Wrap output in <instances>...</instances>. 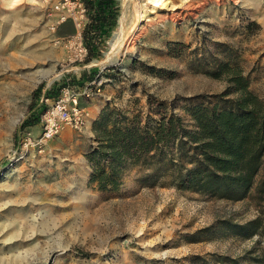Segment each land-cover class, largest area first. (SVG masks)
<instances>
[{"label":"rangeland","instance_id":"rangeland-1","mask_svg":"<svg viewBox=\"0 0 264 264\" xmlns=\"http://www.w3.org/2000/svg\"><path fill=\"white\" fill-rule=\"evenodd\" d=\"M150 1L114 0L105 46L83 66L84 15L51 27L45 1L0 0V264H264V156L236 200L175 185L190 166L179 138L145 163L124 160L113 188L89 181L92 122L103 108L107 128L133 121L150 129L169 115L191 128L186 109L225 90L211 76L224 62L264 100V0ZM119 35L124 45L101 66ZM37 85L43 110L51 86L55 97L65 86L91 87L78 99L84 124L32 145L39 118L19 125ZM107 160L97 162L105 168Z\"/></svg>","mask_w":264,"mask_h":264},{"label":"trees","instance_id":"trees-1","mask_svg":"<svg viewBox=\"0 0 264 264\" xmlns=\"http://www.w3.org/2000/svg\"><path fill=\"white\" fill-rule=\"evenodd\" d=\"M86 22L81 30V41L86 54L83 63L97 58L110 28L115 24L118 8L114 0H79ZM211 76L225 81V90L214 102L189 106L186 111L191 128H185L174 115L160 117L150 129L129 124L106 127L108 109L103 108L92 122L98 140L91 153L93 161L89 181L99 189L117 184V167L128 159L145 163L171 141L179 138L177 150L185 144L189 167L177 172L174 183L178 188L190 189L230 200L245 197L260 171L264 156V100L249 90V79L242 69L219 63ZM53 86L44 93L47 97ZM59 88L56 87L55 90ZM40 85L31 91L30 101L20 127L38 121L43 106L37 104ZM233 94V97L225 96ZM136 119V118H134ZM105 156L103 165L97 159Z\"/></svg>","mask_w":264,"mask_h":264},{"label":"built area","instance_id":"built-area-1","mask_svg":"<svg viewBox=\"0 0 264 264\" xmlns=\"http://www.w3.org/2000/svg\"><path fill=\"white\" fill-rule=\"evenodd\" d=\"M45 1V11L48 17H51L53 23H60L66 18L75 19L76 16L83 17V6L79 0H43ZM92 93L91 87L79 91L76 87H62L57 96L53 98H44L46 104L44 110L39 116V135L32 142V145L40 146L51 139L61 127L70 126L79 128L84 124L85 114L78 106L80 95L88 96ZM28 140V139H27Z\"/></svg>","mask_w":264,"mask_h":264},{"label":"bare ground","instance_id":"bare-ground-1","mask_svg":"<svg viewBox=\"0 0 264 264\" xmlns=\"http://www.w3.org/2000/svg\"><path fill=\"white\" fill-rule=\"evenodd\" d=\"M149 3L151 5V7H161L162 4H163V0H151ZM143 13L140 14V18H139L140 20H142L143 17H145ZM120 40H121V38H120V35H119L117 40H115L113 42H110L109 49L107 51V54L105 55L104 58H102L98 62L101 66H105V65L111 63L112 57L114 56V54L116 53V51L120 48V46L123 44V43H121Z\"/></svg>","mask_w":264,"mask_h":264},{"label":"crops","instance_id":"crops-1","mask_svg":"<svg viewBox=\"0 0 264 264\" xmlns=\"http://www.w3.org/2000/svg\"><path fill=\"white\" fill-rule=\"evenodd\" d=\"M92 59H94V58H91L90 60H92ZM90 60H89V61H90ZM89 61H88V62H89ZM88 62H87V63H88ZM82 64H83V66H84V64H86V63H83V62H82ZM87 72H88V70H87ZM92 77L94 78V77H95V75H92ZM53 87H54V88H53V90H52V92H53V95H50V94H49V95H48V96H49V98H53V96H55V94H54V92H55V86H53ZM50 96H51V97H50ZM35 123H36V122H35ZM32 125H33V124H32ZM30 126H31V125H30ZM30 126H29V125H27V126H24V127H22V128H26V127L28 128V127H30Z\"/></svg>","mask_w":264,"mask_h":264}]
</instances>
